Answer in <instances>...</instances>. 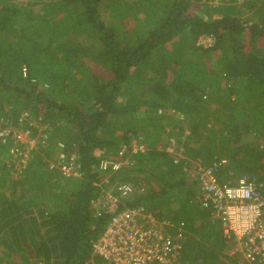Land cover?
Masks as SVG:
<instances>
[{"label":"trees","instance_id":"trees-1","mask_svg":"<svg viewBox=\"0 0 264 264\" xmlns=\"http://www.w3.org/2000/svg\"><path fill=\"white\" fill-rule=\"evenodd\" d=\"M209 2L0 0V133L24 128L39 142L17 167L12 136H0V264H108L94 245L112 213L93 203L115 188L121 209L175 225L178 264H232L194 173L228 157L222 183L264 181V0ZM123 144L132 165L106 189L119 178L104 183L99 160ZM61 154L80 178L52 171ZM126 183L134 192L122 197Z\"/></svg>","mask_w":264,"mask_h":264},{"label":"built area","instance_id":"built-area-1","mask_svg":"<svg viewBox=\"0 0 264 264\" xmlns=\"http://www.w3.org/2000/svg\"><path fill=\"white\" fill-rule=\"evenodd\" d=\"M200 41L206 47L214 44L211 38ZM21 118L20 125L23 127L28 114H23ZM4 135L6 138L11 135L15 143L9 150L13 159L20 160L17 167L26 165L29 156L38 149V139L24 128L19 130L14 126L0 133L1 137ZM60 146L64 147L63 144ZM128 150V145H122L117 159L99 160L100 171L108 175L104 183H109V177L132 165L125 157ZM143 151L144 147L137 141L132 143V153ZM196 164L194 175L200 185L201 206L221 222L228 252L241 255L242 264H264V181L257 176H244L237 184H223L220 175L228 164L226 159L209 165ZM50 168L61 171L66 178L81 177L82 166L75 157L69 159L65 154H61L58 162L51 164ZM117 188L122 197H129L134 192V186L129 183ZM115 191L116 188L93 203L94 206L107 207L112 213L105 233L94 245V255L108 264H178L181 244L167 236L175 225L158 219L144 206L121 209V199L114 195Z\"/></svg>","mask_w":264,"mask_h":264},{"label":"rangeland","instance_id":"rangeland-1","mask_svg":"<svg viewBox=\"0 0 264 264\" xmlns=\"http://www.w3.org/2000/svg\"><path fill=\"white\" fill-rule=\"evenodd\" d=\"M210 6H218L219 4H221V2H220V0H210V2L208 3ZM197 7H199V9H200V13H199V15L203 18V19H205V20H207L208 18H207V16L202 12V10H201V8H202V6H197ZM247 16H251L250 14L249 15H247ZM251 20H253V21H256V19L255 18H251ZM127 97H125L123 100H125ZM142 112V111H141ZM159 114H162V115H164L165 113L163 112V111H160V113ZM171 117H173V116H176L177 118H180V119H185L186 117H185V115L184 114H182V113H175V112H171L170 114H169ZM191 123H192V125L193 126H196V125H194L195 123H196V119H192L191 120ZM219 124L217 123V126H218ZM167 129H169V131L170 132H172V130H173V127H172V125L170 124V123H168L167 124ZM197 129H198V127H197ZM188 134V132H186L185 134H184V137L186 136ZM189 135V134H188ZM120 136H121V134H119L118 135V137L120 138ZM227 137H229V139L231 140V142H233L234 141V138H233V136H227ZM118 138V139H119ZM246 139L247 140H242L241 142H237L236 143V146H240V145H242V144H247V143H249V142H252V141H254L255 139H254V136L253 135H248L247 137H246ZM134 142V141H133ZM172 142H173V140H172ZM123 143V142H122ZM124 145V144H123ZM231 147L233 148V147H235V145L233 144L232 145V143H231ZM168 151H170V152H173V149L170 147V148H168ZM0 155H1V153H0ZM223 159H226L227 161H228V164H229V160H228V157H224ZM201 164V163H200ZM227 164V165H228ZM250 167L251 168H253L252 167V165H250ZM52 171H55V170H52ZM114 176H116V178H119V179H114L113 180V182L114 183H112L111 185H105V188L106 189H112L113 187H114V185H117V184H121V183H124L123 181H122V178H124V176L126 177V174L125 173H122L121 171L120 172H117L116 174H113ZM233 179V176H229L227 179H226V181H231ZM220 182H221V180H220ZM222 183V182H221ZM224 184V183H223ZM188 211V210H187ZM197 211H199V210H197ZM102 261H103V259H101ZM232 264H234L233 262H232Z\"/></svg>","mask_w":264,"mask_h":264},{"label":"crops","instance_id":"crops-1","mask_svg":"<svg viewBox=\"0 0 264 264\" xmlns=\"http://www.w3.org/2000/svg\"><path fill=\"white\" fill-rule=\"evenodd\" d=\"M236 147V146H235ZM232 148V147H231ZM234 148V147H233ZM223 159V158H221ZM225 171V169H224ZM223 171V172H224ZM229 173H231V170H229ZM229 248L225 249L223 251V257L224 259H226L227 261H229L230 263L233 262L234 264H242V257L241 255L237 254V255H232L231 253L228 252Z\"/></svg>","mask_w":264,"mask_h":264}]
</instances>
